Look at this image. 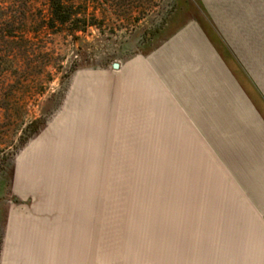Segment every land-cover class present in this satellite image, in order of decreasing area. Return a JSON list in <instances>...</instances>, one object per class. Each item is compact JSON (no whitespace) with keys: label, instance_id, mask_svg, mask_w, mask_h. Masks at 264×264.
<instances>
[{"label":"rangeland","instance_id":"rangeland-1","mask_svg":"<svg viewBox=\"0 0 264 264\" xmlns=\"http://www.w3.org/2000/svg\"><path fill=\"white\" fill-rule=\"evenodd\" d=\"M143 3L138 23L112 16L93 31L92 51H0V264H189L201 252L218 264L185 213L191 191H205L206 207L250 202L234 188L245 185L232 151L240 129L213 136L210 113L230 111L231 93L221 78L198 87L213 80L206 57L158 51L206 21L203 0ZM37 119L38 132L24 130ZM192 125L204 169L197 142L186 151Z\"/></svg>","mask_w":264,"mask_h":264},{"label":"crops","instance_id":"crops-1","mask_svg":"<svg viewBox=\"0 0 264 264\" xmlns=\"http://www.w3.org/2000/svg\"><path fill=\"white\" fill-rule=\"evenodd\" d=\"M204 19L215 32L219 42L233 56L249 83L264 103V0H203ZM158 51H184L185 55L203 56L213 66L212 70L205 67L207 74L211 73L213 80L208 84L200 83L204 89L221 88L219 78L228 84L231 96L225 102L230 111L212 112V119L219 120L213 136L217 141L225 142L231 127H238L239 132L232 133L233 158L237 166L239 179L244 178V186L234 185L240 198L244 196L248 206L206 207L205 191H191L187 194L188 206L187 231L202 234V245L199 248L217 249L218 264H264V112L247 94L233 70L225 63L219 50L200 23L190 24L175 34L168 45ZM242 51H254L248 60ZM162 54V53H160ZM164 54V53H163ZM152 55L153 58H156ZM185 74L193 73V68H186ZM260 70V71H259ZM262 70V71H261ZM172 72L169 68L168 73ZM171 74V73H170ZM172 75V74H171ZM171 75H169L171 77ZM183 79V85H185ZM202 82V81H201ZM208 91V92H209ZM207 93V91H206ZM198 98L194 99L196 102ZM171 113L172 103L168 102ZM198 119L203 113L195 112ZM209 114L206 113V117ZM164 115H161L163 117ZM209 118V117H207ZM222 130L220 132L219 130ZM203 135V134H202ZM189 141L186 151H195V141L201 147V159L192 154L187 161L191 167L205 168L207 162L206 140L193 125L187 132ZM199 142V143H198ZM190 166V165H188ZM204 187V172L201 175ZM190 180V179H189ZM242 180V179H241ZM200 180L197 179L196 182ZM190 183V181H189ZM192 183L194 177L192 176ZM196 183V184H197ZM236 197L238 199L239 197ZM194 200L198 201L194 207ZM200 201L202 206H200ZM211 242V243H210ZM206 253V254H205ZM201 252L190 256L189 264H209L210 253ZM175 263L173 261L170 262ZM178 263V262H176ZM188 264V262H185Z\"/></svg>","mask_w":264,"mask_h":264},{"label":"trees","instance_id":"trees-1","mask_svg":"<svg viewBox=\"0 0 264 264\" xmlns=\"http://www.w3.org/2000/svg\"><path fill=\"white\" fill-rule=\"evenodd\" d=\"M143 4V0H0V51H92L95 45L88 38L93 31H104L112 16L138 23L146 10ZM74 64L68 79L77 70ZM10 72L5 69L1 74ZM41 125L37 119L24 130L35 134Z\"/></svg>","mask_w":264,"mask_h":264},{"label":"flooded vegetation","instance_id":"flooded-vegetation-1","mask_svg":"<svg viewBox=\"0 0 264 264\" xmlns=\"http://www.w3.org/2000/svg\"><path fill=\"white\" fill-rule=\"evenodd\" d=\"M203 28H205L206 32L208 33L209 37L213 40L215 45L218 48V52L222 59L225 61L227 65L233 70L235 75L240 80L243 88L247 92V94L254 100L255 104L261 108V110L264 112V103L260 99L259 95L256 93V91L253 89L251 84L249 83V80L244 75L243 71L240 69L239 65L233 58V56L227 51L223 45L219 42L218 37L216 36L215 32L211 30V27L208 25V23L205 21L204 23H201Z\"/></svg>","mask_w":264,"mask_h":264},{"label":"water","instance_id":"water-1","mask_svg":"<svg viewBox=\"0 0 264 264\" xmlns=\"http://www.w3.org/2000/svg\"><path fill=\"white\" fill-rule=\"evenodd\" d=\"M120 68L119 64H114L113 69L118 70Z\"/></svg>","mask_w":264,"mask_h":264}]
</instances>
